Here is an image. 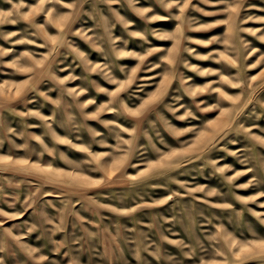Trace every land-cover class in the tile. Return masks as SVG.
Segmentation results:
<instances>
[{
    "label": "rangeland",
    "instance_id": "374dc122",
    "mask_svg": "<svg viewBox=\"0 0 264 264\" xmlns=\"http://www.w3.org/2000/svg\"><path fill=\"white\" fill-rule=\"evenodd\" d=\"M0 264H264V0H0Z\"/></svg>",
    "mask_w": 264,
    "mask_h": 264
}]
</instances>
